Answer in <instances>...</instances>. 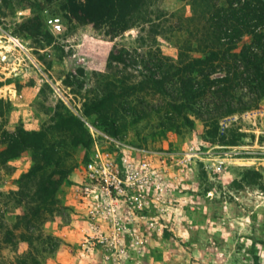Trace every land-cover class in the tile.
<instances>
[{
	"label": "rangeland",
	"instance_id": "obj_1",
	"mask_svg": "<svg viewBox=\"0 0 264 264\" xmlns=\"http://www.w3.org/2000/svg\"><path fill=\"white\" fill-rule=\"evenodd\" d=\"M70 3L0 0V264H264V99L214 136L172 109L170 82L150 79L159 51L176 60L196 45L192 0L152 1L122 33L77 19ZM231 120L245 135L222 144ZM96 146L131 160L137 179L104 243L87 241L73 193Z\"/></svg>",
	"mask_w": 264,
	"mask_h": 264
},
{
	"label": "trees",
	"instance_id": "obj_2",
	"mask_svg": "<svg viewBox=\"0 0 264 264\" xmlns=\"http://www.w3.org/2000/svg\"><path fill=\"white\" fill-rule=\"evenodd\" d=\"M152 1L156 0H71L68 9L81 21L106 23L122 33L138 24ZM227 2L226 7L216 0H192L194 16L188 27L196 45L182 48L176 60L159 51L152 60L151 75L162 74L150 78L157 89L170 82L165 92L171 96L172 109L194 111L214 136L222 120L255 109L264 99V0ZM150 26L156 30L158 24L150 20ZM244 32L250 36L247 40ZM244 135L231 120L218 141L234 145Z\"/></svg>",
	"mask_w": 264,
	"mask_h": 264
},
{
	"label": "built area",
	"instance_id": "obj_3",
	"mask_svg": "<svg viewBox=\"0 0 264 264\" xmlns=\"http://www.w3.org/2000/svg\"><path fill=\"white\" fill-rule=\"evenodd\" d=\"M46 24L53 34L63 33L61 16H48ZM15 45L26 49L20 39ZM134 169L131 160L124 157L122 164L117 165L109 151L95 147L92 158L84 166L83 180L73 185L74 198L82 202L87 210L89 228L86 239L89 243L106 242L107 228L112 227L113 234L121 230L117 212L121 204L132 202L134 197L129 194L137 182ZM58 197L61 198L62 194Z\"/></svg>",
	"mask_w": 264,
	"mask_h": 264
},
{
	"label": "bare ground",
	"instance_id": "obj_4",
	"mask_svg": "<svg viewBox=\"0 0 264 264\" xmlns=\"http://www.w3.org/2000/svg\"><path fill=\"white\" fill-rule=\"evenodd\" d=\"M12 41L14 44H17L18 43V39L15 38V37H12V36H9V42ZM1 48V47H0ZM0 53H1V50H0Z\"/></svg>",
	"mask_w": 264,
	"mask_h": 264
}]
</instances>
